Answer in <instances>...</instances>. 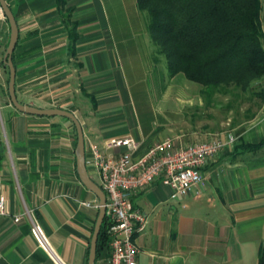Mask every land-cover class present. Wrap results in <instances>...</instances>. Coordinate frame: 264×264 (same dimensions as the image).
I'll return each mask as SVG.
<instances>
[{
  "label": "crops",
  "instance_id": "obj_1",
  "mask_svg": "<svg viewBox=\"0 0 264 264\" xmlns=\"http://www.w3.org/2000/svg\"><path fill=\"white\" fill-rule=\"evenodd\" d=\"M7 1L19 26L13 52L19 100L73 110L83 124L86 156L92 146L128 132L142 140L141 150L170 135L177 144L218 133L237 136L207 161L202 181L186 195L173 197L159 180L137 195L136 204L149 213L147 228L136 236L139 264H257L264 238V145H236L264 139V104L237 130L182 131L177 110L164 113L171 94L157 108L144 92L152 43L137 0ZM10 32L0 8V192L7 197L0 264H87L99 197L78 172L77 129L67 116L27 113L12 103L4 62ZM32 218L58 257L39 245ZM107 257L100 254L96 264H107Z\"/></svg>",
  "mask_w": 264,
  "mask_h": 264
},
{
  "label": "trees",
  "instance_id": "obj_2",
  "mask_svg": "<svg viewBox=\"0 0 264 264\" xmlns=\"http://www.w3.org/2000/svg\"><path fill=\"white\" fill-rule=\"evenodd\" d=\"M137 4L148 14L152 40L166 56L169 74L183 72L201 83L208 98L231 82L245 88L264 77L261 0H137ZM71 34L77 38L75 27ZM262 145L264 139L236 146L253 150ZM109 240L103 222L97 256L109 252ZM257 264H264V238Z\"/></svg>",
  "mask_w": 264,
  "mask_h": 264
},
{
  "label": "built area",
  "instance_id": "obj_3",
  "mask_svg": "<svg viewBox=\"0 0 264 264\" xmlns=\"http://www.w3.org/2000/svg\"><path fill=\"white\" fill-rule=\"evenodd\" d=\"M236 140L237 136L232 132L180 144L167 136L141 150L142 140L128 132L92 146L86 164L96 173L106 192L103 222L110 238L107 264H139L140 247L136 236L147 228L149 222L148 211L136 204L140 192L159 180L172 188L173 197L186 195L202 181L207 161L226 147L233 146ZM6 203L5 193L0 192V213L7 211ZM20 218V215L15 216L16 220ZM31 231L40 246L53 257H58L42 225L34 218Z\"/></svg>",
  "mask_w": 264,
  "mask_h": 264
},
{
  "label": "rangeland",
  "instance_id": "obj_4",
  "mask_svg": "<svg viewBox=\"0 0 264 264\" xmlns=\"http://www.w3.org/2000/svg\"><path fill=\"white\" fill-rule=\"evenodd\" d=\"M261 1L264 12V0ZM141 13L145 20V32L150 35L152 43L149 47L152 63L151 67L147 66L144 92L147 91V97L157 104V108L171 94L172 104L164 109V113L168 115L169 109L177 110L175 113L178 129H205L221 133V130L232 127L237 130L260 114L264 104V77L252 80L245 88L231 82L226 90L215 91L211 98H208L202 91L201 83L189 79L183 72L173 76L169 74L166 56L158 51L157 44L152 40L148 28V14L145 10H141ZM175 103L177 105H174ZM143 108L144 104H139L146 122L149 118L146 117V107ZM170 136L176 138V135ZM214 136L216 135L195 141L208 140Z\"/></svg>",
  "mask_w": 264,
  "mask_h": 264
},
{
  "label": "water",
  "instance_id": "obj_5",
  "mask_svg": "<svg viewBox=\"0 0 264 264\" xmlns=\"http://www.w3.org/2000/svg\"><path fill=\"white\" fill-rule=\"evenodd\" d=\"M0 6L3 13L9 20L11 32L8 45L5 48L4 62L9 67V82L8 90L12 103L21 111L34 114L44 115H64L69 117L75 124L77 129V168L82 181L92 189L99 197V214L95 223L94 231L90 241V248L88 254L87 264H96L97 258V243L99 238L100 229L104 221L106 212V192L104 188L97 182L90 174L86 164V142L83 124L76 113L68 108L60 106L41 107L19 100L16 93V67L13 60V52L19 38V26L15 14L7 0H0Z\"/></svg>",
  "mask_w": 264,
  "mask_h": 264
}]
</instances>
